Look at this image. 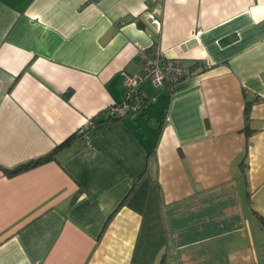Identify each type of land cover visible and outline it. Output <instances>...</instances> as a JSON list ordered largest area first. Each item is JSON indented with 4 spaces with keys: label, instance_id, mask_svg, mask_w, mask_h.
I'll return each instance as SVG.
<instances>
[{
    "label": "crops",
    "instance_id": "0c3cea01",
    "mask_svg": "<svg viewBox=\"0 0 264 264\" xmlns=\"http://www.w3.org/2000/svg\"><path fill=\"white\" fill-rule=\"evenodd\" d=\"M153 46L208 68L112 118ZM74 133L0 168V264H264V0H0V167Z\"/></svg>",
    "mask_w": 264,
    "mask_h": 264
},
{
    "label": "built area",
    "instance_id": "2783aa9c",
    "mask_svg": "<svg viewBox=\"0 0 264 264\" xmlns=\"http://www.w3.org/2000/svg\"><path fill=\"white\" fill-rule=\"evenodd\" d=\"M149 16L158 24V21L153 18L152 13ZM151 48L138 52L137 57L142 62V68L137 75L131 76L123 73V84L125 86L124 99L107 108L112 118L124 116L130 110H140L143 97L136 91L139 82L150 80L155 87L161 88L164 85L171 87L173 83L184 78L186 75L196 74L208 68L207 66L198 65L195 69H184L181 66L179 58L166 56L162 48H157L156 46Z\"/></svg>",
    "mask_w": 264,
    "mask_h": 264
},
{
    "label": "trees",
    "instance_id": "16d2710c",
    "mask_svg": "<svg viewBox=\"0 0 264 264\" xmlns=\"http://www.w3.org/2000/svg\"><path fill=\"white\" fill-rule=\"evenodd\" d=\"M69 93L70 92H68V94ZM245 105L246 106H245V109H244L243 117H244V121H245V124H246V127H247L248 121L250 119L249 112H250L251 105H250L249 102H247ZM74 137L75 138L78 137L77 133H74V134L68 136L67 139L62 141L60 144H57L55 146V148H53L52 150H50L49 152H47L46 154H44L42 156H39L37 158L31 159V160L26 161V162H22V163L18 164L17 166H14L13 168H3V167H0V168L4 172L5 176L9 177V176H13V175L18 174V173L20 174V172L26 171L28 169H32V168H34V167H36L38 165H41L43 163H46L48 161H52V160L55 159L56 153L58 151H60L62 148H67L71 144V142L73 141ZM116 210H114L112 213H114ZM112 213L106 218V222L104 223V227L106 226V223H107L108 219L110 218V216L112 215ZM256 218L259 220V222L262 225V227H264V216H261V215L256 213ZM159 264H164V263L162 261H160Z\"/></svg>",
    "mask_w": 264,
    "mask_h": 264
}]
</instances>
